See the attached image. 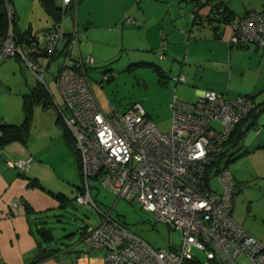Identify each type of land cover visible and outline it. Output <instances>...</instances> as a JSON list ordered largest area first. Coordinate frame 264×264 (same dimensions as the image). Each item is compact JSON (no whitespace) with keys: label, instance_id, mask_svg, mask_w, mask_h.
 Returning a JSON list of instances; mask_svg holds the SVG:
<instances>
[{"label":"built area","instance_id":"built-area-1","mask_svg":"<svg viewBox=\"0 0 264 264\" xmlns=\"http://www.w3.org/2000/svg\"><path fill=\"white\" fill-rule=\"evenodd\" d=\"M61 1L66 8L72 0ZM5 6L8 30L0 37V60L15 58L44 84L46 66L14 34L13 2L5 0ZM123 18L133 21L127 14ZM230 27V43L254 44L264 52V10L248 12ZM44 36L48 61L63 57L55 82L66 109L64 124L80 161L82 185L75 202L97 208L91 190L102 187L152 211L155 221L181 234L179 248H154L108 213L102 214L97 223L85 226L82 235L88 245L104 251L101 264H199L189 246L205 253L204 264H240L241 257L245 264H264V241L232 217L236 183L231 171L226 166L214 172L218 188L204 178L235 125L255 107L254 97L230 98L212 89L203 90L194 101L174 96L169 130L161 131L138 102L123 111L113 105L108 111L100 107L87 74L93 57L71 53L76 30L66 33L60 19ZM182 79V74L174 78ZM29 160L9 165L24 168Z\"/></svg>","mask_w":264,"mask_h":264},{"label":"crops","instance_id":"crops-1","mask_svg":"<svg viewBox=\"0 0 264 264\" xmlns=\"http://www.w3.org/2000/svg\"><path fill=\"white\" fill-rule=\"evenodd\" d=\"M11 1L15 6L14 0ZM80 1L71 10L69 26L64 27L66 33L77 32V42L71 47L73 55L79 53L84 56L80 39L92 46L94 38L90 34L91 27L119 34L118 48L104 56L103 52L97 56L95 54L94 62L115 59L123 47L134 52L136 49L151 51L147 53L150 59L157 57L161 66L152 61L140 64L153 66L163 77H167L160 82L163 88L161 96L167 98L168 108L174 96L180 100L194 101L205 89L223 92L230 98L255 94V101L260 104L256 126L264 124V52L254 44L238 46L230 43V23L248 12L264 8V0H242L240 5H234L231 0H209L202 4L196 0H95L98 8L94 9L87 1L82 2L84 12L78 5ZM215 4L226 7L232 14L231 22L216 20ZM15 10L18 14L16 6ZM192 12L195 16H192ZM65 14L64 8L61 17L63 26ZM125 14L133 21H125ZM204 16L215 19L199 21ZM49 17L53 25L54 19ZM33 27V22H30L27 30L36 39L28 46L29 51L35 52L38 61L47 67L51 61L44 52V33L51 26L40 30ZM18 30L27 31H22L19 26ZM40 31L44 36L41 45ZM180 74L183 79L175 81L174 78ZM53 79L55 81V75ZM44 85L49 99L42 104L34 99L28 105L25 141L0 145V264H29L38 254H46L50 250L53 251L34 264H101L104 251L91 247L82 238L83 226L88 224L86 221L78 231L77 240L72 229L64 228V236L69 239H64L60 244H52L57 238L53 232L50 241H42L37 233V229L44 226L50 216L56 218L60 227L65 217L79 219L74 212L76 205H79L74 196L82 185L78 157L66 139L68 129L63 119L66 109L59 89L58 100L46 81ZM23 104L18 116L2 114L0 122L21 123L26 115ZM257 130L259 132L255 138H242L238 145L226 146V149L230 152L231 148L244 147L238 167L232 171L235 187L240 186L236 200L233 196L236 210L235 214L232 211V217L264 241V133L260 128ZM27 158L30 160L24 168L9 165V162ZM213 187L219 186L216 184ZM92 189H95V193L92 190L91 193L99 210L100 190L98 186ZM16 199L19 202L14 205ZM246 203L249 210H243ZM101 216L99 210L97 218Z\"/></svg>","mask_w":264,"mask_h":264},{"label":"rangeland","instance_id":"rangeland-1","mask_svg":"<svg viewBox=\"0 0 264 264\" xmlns=\"http://www.w3.org/2000/svg\"><path fill=\"white\" fill-rule=\"evenodd\" d=\"M84 1H87L86 3L90 5L92 9L95 7L98 8V4L95 0H81L78 5L82 12H84V4L82 3ZM231 1L234 5H240L242 0ZM243 1L246 2L247 0ZM14 3L18 12V14H16L17 23L22 31L27 30L30 22H33L34 30H40L52 26V20L40 4L39 0H14ZM56 4L57 6L62 7L60 0H56ZM70 14L71 9L68 8L64 15V27L69 26ZM89 30L94 38L93 44H91L92 46L90 47V44L88 45V43H86L87 41L80 39L82 41L80 47L84 56L89 54L93 57L95 54L97 56L102 52L104 56L118 48L117 44L120 42L119 34L117 35L112 32H107L98 27H91ZM38 34L41 45L44 36L41 31L38 32ZM104 44L106 45L102 46ZM100 46H102V48ZM24 47L26 51L29 50L28 46ZM102 49L104 51H102ZM135 51L136 52L132 49H126L123 47L115 59L105 60L100 63L97 61L90 64L87 74L91 89L98 104L104 111H107L110 108V105L123 111L134 102H138L144 107L148 117L154 121L159 130L168 131L171 123V111L170 108L166 106L167 98L161 96L163 88L161 87L162 85L160 82V80H165L167 77H163V75L158 73L157 69L153 66L140 64V62L152 61L161 66L160 60H158L157 57H154L155 59H150L149 54L147 53L151 51L143 52L142 49H136ZM62 58L61 55H57L53 58L46 67L45 73V81L48 88L58 100L59 92L56 82L53 79V75H55ZM107 77H111V79L108 80ZM33 85L34 87H42L44 91L47 92L45 85L40 83L37 78L27 70V67L22 65L18 60L13 57L1 59L0 115L12 114V116H18V114H20L21 105L27 94L30 92V87ZM12 120H14L13 117ZM258 128L262 129V133H264V124H259L255 128L249 129L243 138L245 140L255 138L258 136L256 135V130ZM243 150V146L240 148H231L229 150L232 152V155L230 161L227 163V167L231 173L238 167L237 165L242 158ZM210 180L211 184L216 186L217 182L215 178L212 177ZM239 187L237 186L234 189L235 200L237 195H239ZM98 188L100 190L99 200H101L99 210L102 214L108 213L112 218L125 222L127 228L135 232L154 248L168 249L170 244L174 248L180 247L181 234L179 230L155 221L153 212L142 209L139 204H134L131 201L117 198L106 189L102 187ZM94 190L95 189H92L93 194L95 193ZM76 206L77 208L74 212L79 219L73 216H71V218L65 217L63 223H61V227L57 224V220L53 216L47 218L44 226L50 228L53 234L57 237L52 244H60L64 239H69L64 236L66 234L64 228L67 230H74L75 239L77 240L79 234L78 231L81 229L83 221L88 222V224H95L99 221V218H97L99 210L95 207L82 205ZM247 206L248 204L246 203L245 206H243V210H249V206ZM235 210V207H232L233 214H235ZM188 249L199 261V264L205 263L206 256L203 251L192 246H189ZM239 263L245 264V258L241 257ZM209 264L220 263L213 261Z\"/></svg>","mask_w":264,"mask_h":264},{"label":"trees","instance_id":"trees-1","mask_svg":"<svg viewBox=\"0 0 264 264\" xmlns=\"http://www.w3.org/2000/svg\"><path fill=\"white\" fill-rule=\"evenodd\" d=\"M9 1H11V0H9ZM39 1L41 3L42 7L44 8V10L52 17V19H54V23L61 19V17L64 14V8L57 6L56 0H39ZM78 1L79 0H72L71 3H69L68 7L65 8V10H67L68 8H70L72 10L74 8V5ZM196 1H198V4H200V3L202 4V3L208 2L209 0H196ZM215 6H216L215 13L217 14L215 17H216L217 21H224V22H231L232 21L231 20L232 14L229 13V11L226 9L225 6L218 5V4L217 5L215 4ZM262 10H264V8L257 10V11L260 12ZM194 12H195V10H194ZM204 17L206 18V21H203V18L201 20L199 19V21L208 22V21H211L212 18L215 19V17L210 18V16H204ZM243 17H241V18H243ZM50 28L45 30V32L48 31ZM7 30H8V17H7V11H6V6H5V0H0V37H3L7 33ZM13 32L15 35H17L19 37L18 39L22 43L23 47L32 45L33 41L36 39V37H33L32 33L29 30H27L25 32H21V31L19 32L16 18H14V21H13ZM246 45H248V44H246ZM158 73H160V72H158ZM107 79L110 80L111 77H107ZM251 95L255 99V94H251ZM34 99L35 100L37 99L36 100L37 103L42 104L44 102H47L49 98H48L46 92L44 91V89L42 87H39V86L38 87H32L30 89V92L27 94L26 98L23 101V103H24L23 106H24V109L26 111V115H25L23 121L19 124L0 122V145L1 146L5 145L11 141H20V142L25 141L26 132L28 129V118H29L28 113H27V107H28V105L31 104V102L35 101ZM259 105L260 104H258L255 101V107L248 113V115H246L243 119H241L235 125V127L231 131L229 137L225 141V143L223 145V149L209 163V165L207 166V169H206L205 177H204L207 182L210 181V179L213 177L214 172L217 169H220L222 167H226L228 161H230L232 152H228L226 149V146L235 147L236 145H238L239 141H241V139L245 135L246 131H248L251 128H255L256 122H257V115L260 112ZM262 106H264V104H262ZM262 108H264V107H262ZM66 139H67V143H68L69 147L74 152V154L77 155L78 160H79L78 152L75 149L74 138L72 137V134L68 130H67V134H66ZM224 159H225V161H224ZM79 164H80V161H79ZM97 208H98V206H97ZM121 223H123L124 225L126 224L125 222H121ZM87 225H91V224H87ZM85 226L86 225L83 226V230H84ZM83 230H82V233H83ZM37 233H38V236L42 239V241H50L53 238V234H52L51 229L46 227V226H40L37 229ZM51 251H53V250H50V252L46 253V254H42V253L38 254L37 257H35V259H33V261L29 264H34V263L38 262L42 258L49 255L51 253Z\"/></svg>","mask_w":264,"mask_h":264},{"label":"bare ground","instance_id":"bare-ground-1","mask_svg":"<svg viewBox=\"0 0 264 264\" xmlns=\"http://www.w3.org/2000/svg\"><path fill=\"white\" fill-rule=\"evenodd\" d=\"M94 94V93H93ZM95 97V96H94Z\"/></svg>","mask_w":264,"mask_h":264},{"label":"clouds","instance_id":"clouds-1","mask_svg":"<svg viewBox=\"0 0 264 264\" xmlns=\"http://www.w3.org/2000/svg\"><path fill=\"white\" fill-rule=\"evenodd\" d=\"M62 6V5H61Z\"/></svg>","mask_w":264,"mask_h":264}]
</instances>
